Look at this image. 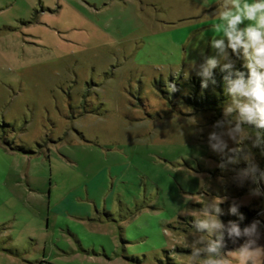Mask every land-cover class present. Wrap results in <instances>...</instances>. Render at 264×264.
<instances>
[{
  "label": "rangeland",
  "instance_id": "1",
  "mask_svg": "<svg viewBox=\"0 0 264 264\" xmlns=\"http://www.w3.org/2000/svg\"><path fill=\"white\" fill-rule=\"evenodd\" d=\"M216 9L0 0V264H193L194 235L207 237L193 221L222 199V222L259 220L264 247V195L238 187L207 142L226 86L219 112L185 99L202 81L192 66L215 54ZM247 239L225 234L226 264Z\"/></svg>",
  "mask_w": 264,
  "mask_h": 264
},
{
  "label": "clouds",
  "instance_id": "2",
  "mask_svg": "<svg viewBox=\"0 0 264 264\" xmlns=\"http://www.w3.org/2000/svg\"><path fill=\"white\" fill-rule=\"evenodd\" d=\"M220 23L212 25L216 34L210 40L214 55L206 56L193 70L202 78L201 85L207 88L209 83H217L214 70L219 68L226 73L225 92L231 97V103L224 108V118L212 125L208 134L210 149L221 157L217 165L221 171H231V180L243 187L250 184L249 195H264L259 187L264 180V169L256 162L253 148H259L264 154V0H217L214 14ZM242 61L241 67H237ZM175 91V85H168ZM245 125L255 129V134L247 132ZM250 142V143H249ZM230 143L232 146H230ZM246 163V167H231ZM223 199L209 200L205 203L201 215L195 217L193 227L197 233L191 244L193 264L204 253L203 264H226L225 234L235 242L237 237L248 239L237 251L234 258L237 264H264V247L257 244L260 238L259 220L241 229L236 221L222 222L224 215L220 205ZM239 205L233 202L228 213L243 219ZM211 237V238H209ZM215 237V238H214ZM199 245V247H197Z\"/></svg>",
  "mask_w": 264,
  "mask_h": 264
},
{
  "label": "trees",
  "instance_id": "3",
  "mask_svg": "<svg viewBox=\"0 0 264 264\" xmlns=\"http://www.w3.org/2000/svg\"><path fill=\"white\" fill-rule=\"evenodd\" d=\"M242 64H238L237 67H241ZM214 75L216 78L217 83L215 84V88H212L208 85L207 88H203L200 83H197L196 86V93L192 97L186 96L185 99L189 101L193 106H195L197 111L204 110L205 108H212L217 112L220 111L221 107L219 106L224 101V94L222 92L223 87L226 86V82L224 81L223 77L226 73L221 72L220 69L214 70ZM203 88V90L200 88ZM199 92V93H198ZM222 92V93H221ZM25 153H34L30 150H25Z\"/></svg>",
  "mask_w": 264,
  "mask_h": 264
},
{
  "label": "crops",
  "instance_id": "4",
  "mask_svg": "<svg viewBox=\"0 0 264 264\" xmlns=\"http://www.w3.org/2000/svg\"><path fill=\"white\" fill-rule=\"evenodd\" d=\"M27 154H29V153H27Z\"/></svg>",
  "mask_w": 264,
  "mask_h": 264
}]
</instances>
